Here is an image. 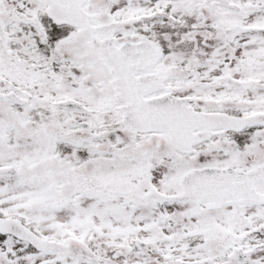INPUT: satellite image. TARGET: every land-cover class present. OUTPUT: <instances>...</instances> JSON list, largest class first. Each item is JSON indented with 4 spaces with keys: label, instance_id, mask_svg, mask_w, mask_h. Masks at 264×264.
I'll return each instance as SVG.
<instances>
[{
    "label": "snow or ice",
    "instance_id": "obj_1",
    "mask_svg": "<svg viewBox=\"0 0 264 264\" xmlns=\"http://www.w3.org/2000/svg\"><path fill=\"white\" fill-rule=\"evenodd\" d=\"M0 264H264V0H0Z\"/></svg>",
    "mask_w": 264,
    "mask_h": 264
}]
</instances>
